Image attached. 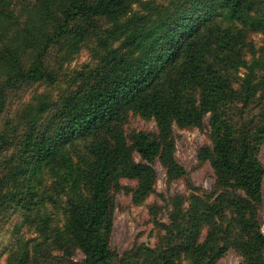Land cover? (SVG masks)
Returning <instances> with one entry per match:
<instances>
[{"label": "trees", "instance_id": "1", "mask_svg": "<svg viewBox=\"0 0 264 264\" xmlns=\"http://www.w3.org/2000/svg\"><path fill=\"white\" fill-rule=\"evenodd\" d=\"M19 1L0 0V264H217L230 250L239 264H264V76L240 82L230 72L245 62L250 35H264V0ZM55 13L49 34L41 27ZM79 42L105 52L104 63L79 72L78 87L57 99L34 91L25 100L27 88L58 83ZM131 113L152 117L156 128H125ZM173 124L208 132L197 161L213 170L211 190L195 187L177 162ZM78 142V193L66 201L60 230L41 199L43 170ZM155 161L168 187L183 180L188 191L168 196L165 209L148 206L155 246L119 257L111 243L116 195L162 197ZM25 223L44 232L27 240Z\"/></svg>", "mask_w": 264, "mask_h": 264}, {"label": "rangeland", "instance_id": "2", "mask_svg": "<svg viewBox=\"0 0 264 264\" xmlns=\"http://www.w3.org/2000/svg\"><path fill=\"white\" fill-rule=\"evenodd\" d=\"M21 1L23 0H20L19 2ZM141 1L148 3L150 6H154L155 4H161L169 0ZM139 7V3L133 4V8H142ZM224 16L225 15L223 14L222 17L224 18ZM26 17V19L31 18L30 15H26ZM57 17V13L52 15L48 23L43 25L41 29H46L49 34H52L53 31H55L56 24L58 23ZM32 21H34V18H32ZM70 50L72 53L67 56L65 61H62V74L59 77L58 83L51 87L37 84L27 88L23 93L25 100L29 99L34 91L43 92L52 98L57 99L59 95L65 93L69 88L76 89L82 81L78 73L83 71L88 72V70L100 67V65L104 63L103 58L106 57V53L93 43L86 44L85 42H79L77 47H73ZM58 53L64 52H60L57 48V54ZM53 54H55V51H53ZM28 55V57H30L28 59H31L32 54ZM244 56L245 62H241V64L236 68H230L231 74L236 76L240 82L247 77H251V79H254L255 81L262 80L264 76L263 34L254 33L250 35L246 46L244 47ZM254 59H256L255 62ZM254 77H257L258 80ZM258 82V86L264 89V85L260 84V81ZM258 96L260 97V94ZM208 119L209 115L207 116L206 121H208ZM156 126V122L152 117H145L140 113H131L125 128L129 127L137 130H154ZM173 129L177 135L174 154L177 162L179 165L183 166L187 172H189L190 182L195 187L211 190L214 182L213 170L208 164L199 166L197 161L199 148H201L204 144L209 143L208 132L199 128H182L176 124H173ZM70 150V153H63V160L60 165L57 162L55 167L48 164L43 170L45 187L48 190V195L44 197L42 196L41 199L45 201V211L50 216L49 218L52 219L51 223L54 225L57 224L60 230L65 229L66 225V201L72 195L78 193L77 190L79 188L80 175L79 167L84 156V148L80 142L72 145ZM262 160L264 162V154L262 155ZM58 162H60V160ZM58 165L59 167H57ZM153 166L155 167L157 175L156 190L162 195V197L150 196L146 201H144V203H141L137 201L134 195L126 189H122L116 195V209L114 213L111 243L119 257H122L126 252L135 247L155 246L158 242V227L154 224V220L149 212L148 206L156 202L165 209L167 206L166 199L168 196L177 193L184 194L188 191L187 183L183 180H178L168 187L166 172L163 167L158 161H155ZM121 184L124 186L135 187L136 183L123 179ZM21 218V214H17L14 218H12L10 229L17 231L16 229L22 221ZM158 218L161 219V222H167V214H164V212H162ZM260 221L264 232V184ZM26 228L27 224L25 223L23 226V233L25 234L24 236H26L27 240L34 239L44 232V230L27 232ZM8 238L10 241V237ZM5 243L8 244L9 242L6 240ZM71 258L75 262H78L83 257L79 251H75ZM240 260V257L234 251L230 250L218 261L217 264H239Z\"/></svg>", "mask_w": 264, "mask_h": 264}]
</instances>
